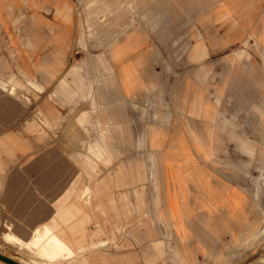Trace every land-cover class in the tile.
<instances>
[{"label":"crops","instance_id":"obj_1","mask_svg":"<svg viewBox=\"0 0 264 264\" xmlns=\"http://www.w3.org/2000/svg\"><path fill=\"white\" fill-rule=\"evenodd\" d=\"M115 2L117 5L123 3L122 0ZM73 3V0H0V27L13 33L14 45L11 50L15 53L16 66L27 76V83H30L33 94L37 96L36 108L43 113L48 126L55 125L59 116H63L66 122L72 112L86 101L96 111L93 124L97 128L96 138L87 142L85 150L79 155L74 153L75 157H79L78 163L89 168V172H86L88 178L77 172L80 176L77 180L93 177L99 159L109 163L113 157L125 154L131 148L138 149L139 154L121 160L115 176L111 178L115 180L116 186L125 184L129 187L126 192L121 191L122 204L116 203L110 194L108 203L97 197L98 192L107 186L103 182L97 181L92 186L89 181H85L82 187L76 188L73 177L65 187L66 195H75L72 201H66L68 196L63 199L54 197L60 204L53 205L52 199L44 195L38 198L36 206L27 216V222L33 226L32 233L46 227L72 251L79 264H120L122 260L127 264L133 260V252L127 251V256L121 259L120 248L128 250L135 245V241L144 240H148L154 248L148 255H158L165 261L170 255L171 260L180 264H194L211 258L231 261L244 258L248 251L249 236L257 221L253 219L248 192L243 185V175L246 176V173L240 170L238 178L217 174L208 165L211 160L203 158L195 150L193 136L199 137L201 134L202 140L206 141L207 133L203 131L202 134L200 131V117L204 116L197 110L181 109L186 84L184 80H180L177 86V82L165 81L161 77L160 52L155 44L152 46V36L148 33L146 36L140 32V45L127 49L129 43L134 41L137 30H131L126 36L107 45L109 48L104 51L106 58L103 50H98L86 60L73 59V48L77 52V46L74 45L75 27L71 18ZM215 12L224 18L223 13L230 12V0H222L215 7ZM4 51L0 49V52ZM192 52L197 53V50L193 49ZM171 54L175 60L176 50L172 48ZM19 84L13 81L8 86L0 78V171L3 164L11 163V154L15 152L17 160L31 146L24 139L23 128L17 125L15 135L7 128L10 121L18 120L28 108L18 94ZM187 84L192 85L191 95H195L198 90H195L194 85L199 84L198 78H192L191 83ZM167 94L171 96L170 103L166 101L159 108L147 112V101L156 99V95ZM196 95L199 96V93ZM238 111L239 116H247L246 109L240 108ZM78 120L81 123L88 121L87 113H81ZM223 128L229 139L235 140L236 147L244 148L246 152L247 141L241 135L242 124L239 129L226 125ZM238 130L240 133L237 135ZM113 140H117L119 145L111 143ZM216 140L215 136L211 141L207 140L208 148L213 151L211 158L218 147ZM31 147L34 148L33 145ZM183 150L189 154L190 160L187 162L179 160ZM123 164L126 165L124 170L127 175L123 172ZM150 164L153 165L154 178L160 182L161 189L157 196L159 198L155 199L153 212L147 213L145 194L133 184L136 180L147 178L144 175L147 176V165ZM179 164L196 170L203 169L205 172L195 173V179L201 184H224L239 190L245 197L243 210H230L222 206L214 210L194 204L197 193L206 196L208 190L200 188L203 194L192 180L183 190V195L188 198L187 204L172 209L168 204L167 193L173 189V167ZM44 187L45 184H41L38 177L27 178L18 172L5 188L6 203L13 207L16 197L23 190L37 197ZM181 196L180 190L176 189V197ZM92 199H95L94 207ZM31 202L27 198L25 205ZM89 207L101 211L102 221ZM109 208H112V214H108ZM14 210L18 211L15 207ZM147 214H151L150 221L147 220ZM92 220L93 227H89ZM175 225L189 231L184 242L176 233ZM123 230L122 240H119L117 234ZM161 230L165 232V241L159 255L157 245L162 244ZM182 244L189 248L192 255L186 263L181 259ZM106 245L115 248V251H109ZM237 246L240 249L230 254L227 252Z\"/></svg>","mask_w":264,"mask_h":264},{"label":"rangeland","instance_id":"obj_2","mask_svg":"<svg viewBox=\"0 0 264 264\" xmlns=\"http://www.w3.org/2000/svg\"><path fill=\"white\" fill-rule=\"evenodd\" d=\"M73 1L75 4L71 5V18L75 27L74 45L77 46V52L74 48L72 50L73 59L83 61L98 50L104 52L113 40L115 42L121 39L131 30L138 32L127 49H134L142 42L140 32L146 36L148 33L152 36V46L155 44L160 52L161 77L165 81L177 82V86L180 80L186 83L181 109L197 110L204 116L200 117V131L202 134L203 131L207 133L206 141L202 140L200 133V138L194 135L192 142L195 150L203 158L211 160L208 165L217 174L238 178L240 170L246 173V176L243 175V185L248 192L253 219H257L252 235L249 236L247 255L237 261L211 258L194 264H264V0H230V12H224V18L215 12V7L222 0H122L120 5L115 0ZM12 34L0 27V49L6 50L0 52V78L8 86L13 81L20 83L17 86L18 94L20 93L21 100L28 108L18 120L10 121L7 128L15 135L14 131L19 125L25 130L24 139L34 148L30 146L25 149L17 160L15 152L11 154V163L3 164L0 171V264H79L72 251L46 227L38 228L32 233L33 226L27 222V216L31 214L41 195L52 199L53 205L60 204V201L53 198L63 199L68 196L65 187L73 177L76 188L82 187L85 181H89L92 186L97 181L103 182L108 187L100 190L97 197L108 203L110 194L116 199V203L122 204L121 191L126 192L129 187L125 184L116 186L115 180L111 178L118 170V163L139 154V150L131 148L127 153L113 157L109 163L99 159L97 172L87 179L86 172H89V168L79 164V157H75L74 153L79 155V152L85 150V144L96 138L97 128L93 125L96 111L86 101L72 112L66 122L63 116H59L55 125L48 126L45 116L36 108L37 96L33 94L30 83H27V76L16 66L15 53L11 50L14 45ZM172 48L176 50L175 60L171 57ZM193 49L197 53L192 52ZM103 55L106 58L105 52ZM192 78L199 80V84L194 85L198 91L193 96L192 85L187 84L191 83ZM155 98L147 101V112H150L149 109L159 108L166 101L171 102L168 94L156 95ZM240 108L247 110L246 117L238 115ZM81 113H87L88 121L79 122ZM240 124L242 138L247 141L246 152L244 148L236 147L235 140L229 139L223 128L226 125L239 129ZM213 136L217 138L218 147L214 149L215 154L211 158L213 151L208 148L207 140L211 141ZM82 140L85 142L82 143ZM111 143L119 145L117 140ZM65 160L68 163L66 165ZM179 160H190L186 150L179 155ZM121 166L127 175L124 170L126 165ZM173 168V189L167 193L168 204L172 209L187 204L188 198L183 195V190H186L188 181L192 180L198 190H208L206 196L197 193L194 204L214 210L219 206L243 210L245 197L236 188L224 184L212 185L210 182L201 184L195 179V173L205 172L203 169L196 170L185 164ZM152 169L153 165H147V176L144 175L147 178L136 180L133 184L145 194L147 213L153 212L155 199L159 198L157 196L161 189ZM18 172L27 178L38 177L45 187L37 197L23 190L16 197L13 207H9L5 188ZM77 172L83 173V177L87 178L77 180L80 177ZM176 189L182 193L181 197H176ZM74 197L71 193L66 201L70 202ZM27 198L32 201L28 206L25 205ZM94 202L95 199H92V207ZM89 209L102 221L99 209ZM109 212L112 214V208H109L108 214ZM150 215L147 214L149 221ZM92 222L93 220L89 222V227H93ZM176 226V233L184 242L189 231ZM122 234L124 230L117 234L119 240H122ZM160 238L162 244L157 245L159 255L165 241V232L162 230ZM106 247L109 251H115L113 247ZM153 249L148 240H144L135 241V245L128 250L122 247L118 252L121 253V259L127 256V251L133 252V260L127 264H180L171 260L170 255H167V261L161 260L158 255H148ZM236 249H240L239 246L227 252L230 254ZM181 252L184 262L192 257L185 244H182ZM119 263L124 264V261Z\"/></svg>","mask_w":264,"mask_h":264},{"label":"bare ground","instance_id":"obj_3","mask_svg":"<svg viewBox=\"0 0 264 264\" xmlns=\"http://www.w3.org/2000/svg\"><path fill=\"white\" fill-rule=\"evenodd\" d=\"M13 258V257H12ZM3 264V263H2ZM7 264V263H6Z\"/></svg>","mask_w":264,"mask_h":264}]
</instances>
